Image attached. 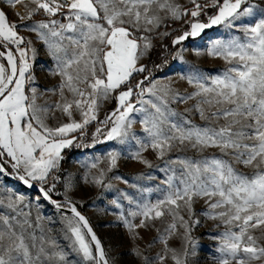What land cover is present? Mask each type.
Returning a JSON list of instances; mask_svg holds the SVG:
<instances>
[{
    "label": "snow or ice",
    "instance_id": "1",
    "mask_svg": "<svg viewBox=\"0 0 264 264\" xmlns=\"http://www.w3.org/2000/svg\"><path fill=\"white\" fill-rule=\"evenodd\" d=\"M0 3L13 9L23 4L26 10L16 13L21 21L17 24L0 8V174H6L7 163L13 170L11 175L29 187L33 181L37 182L44 198L57 209L65 207L49 195L55 183L48 190L44 186L50 177L58 179L51 174L59 168L62 150L73 144L75 137L69 139V134L78 130L83 133L90 122L97 120L102 102L114 98L116 108L100 122L112 125L106 139L126 137L135 123L131 113L145 114L140 123L148 134V142H138L139 151L132 155L133 159L151 167L142 152L151 148L162 158L177 144H188L200 152L215 148L220 153L197 162L180 160L185 178L177 186L173 177H169L168 190L162 199L131 212L133 219L142 217L139 224L122 212L118 216L133 239L139 235L137 229L148 227L149 221L161 219L166 213L172 217L160 234L162 254L157 253L151 259L165 264L170 255L174 264H187L188 246L194 244L191 231L200 222L193 219V203L195 199H204L205 215L225 226L217 237L218 264H264V8L248 0H210L203 5L190 0L192 9L182 8L175 0H28V3L0 0ZM208 7L216 9V14L208 17V23L189 22L190 31L172 42L178 45L214 25L235 29L242 36L217 40L208 52L223 59L228 67L212 77H205L198 69L182 76L195 89L185 95L159 81H149L145 87L147 75L133 85L136 75L147 71V65L141 61L153 48L154 35H171L158 32L162 26L166 27L165 21L189 15L195 19ZM40 13L48 19L24 23ZM58 16L66 22L57 19ZM245 18L251 19L244 22ZM21 27L36 33L55 63L51 74L59 76L60 81L55 88L46 90L59 95L55 102L38 103L44 93H38L32 86L36 79L32 72L36 49L33 41L17 30ZM145 93L152 98L142 99ZM134 96L140 98L139 109L132 103ZM170 99L180 103L196 100L185 112L195 111L206 122L205 126L182 117L175 119L180 114L169 109ZM73 109L80 113V121L73 118ZM57 111L66 115L69 122L49 127L46 121ZM96 132L100 133L101 128L97 127ZM119 157L120 153L115 151L108 154L109 171L117 166ZM237 165L251 172L246 173ZM104 175L105 170L101 169L93 182L102 184ZM67 187L70 185L66 191ZM65 202L72 214L63 217L71 253L81 258L80 264H109L105 248L88 219L67 195ZM23 205L22 195L6 190L0 196V264H77L69 259L70 252L49 235L50 230L46 231L39 223L41 217L37 216L33 224ZM182 207L187 210L188 219L181 214ZM178 225L184 230L182 251L168 244ZM133 252L142 258L143 264H151V259L139 249Z\"/></svg>",
    "mask_w": 264,
    "mask_h": 264
},
{
    "label": "rangeland",
    "instance_id": "2",
    "mask_svg": "<svg viewBox=\"0 0 264 264\" xmlns=\"http://www.w3.org/2000/svg\"><path fill=\"white\" fill-rule=\"evenodd\" d=\"M24 2L28 3V0H24ZM175 2L181 5L182 8H193L190 0H175ZM198 2L203 5L210 3V0H198ZM248 3L264 8V4L259 3V0H248ZM0 8H3L8 14L10 21L17 24H20L21 21L16 13L26 11L23 4H18L13 9L6 3H0ZM208 8L203 9L200 16L195 19L200 20L207 17L206 20H208V17L212 16L208 13ZM56 18L63 21V17L58 16ZM47 19L48 17L40 13L33 16L32 20H26L24 23L32 24L33 21ZM249 19L251 18H245L244 22ZM189 22H193L190 15L181 20L168 19L165 21L166 27L162 26L158 29V32L179 35L181 32L190 31ZM17 30L21 35L30 38L36 49V58L32 68L36 79L32 86L38 89V93H44L43 96L39 97L38 103H44L45 101L52 103L59 100L58 94L54 95L50 91L46 92L48 89L55 88L60 81L59 76L51 74L55 63L49 55L47 47L37 39L36 33L31 32L28 28L21 27ZM234 36H242V33L221 24L204 29L198 36L188 37L175 50L170 65L161 73L151 77L149 81L170 84L173 90L179 92L180 95L193 92L194 87L187 82V79L181 77L190 75L194 69H198L205 77L221 74L228 65L223 59L209 55V49L215 41L228 40ZM165 37L154 35L153 46L155 39L161 41ZM151 51L143 58L141 63H146ZM197 52L201 54L197 55ZM149 81L145 87L149 86ZM68 98L71 99L70 94ZM150 98L152 97L145 93L142 99L147 100ZM113 99L110 97L102 102L97 119L105 114L109 105L113 103ZM138 99L140 98L137 97V101ZM137 101L132 103L139 109L141 105ZM196 102V100H189L187 103H180L170 99L168 107L180 114L175 119H181L182 117L190 120L195 125L205 126L206 122L201 120L195 111L185 112V109H191ZM149 111H151L150 108ZM144 115L142 111L131 113L130 118L135 120V123L132 124L126 137L106 139L101 146L72 153L66 161V167L62 170L58 168L51 174L56 177L57 174L63 173L62 178L58 177L57 180H52L50 177L48 183L44 186L48 190L49 185L55 183V189L50 191L49 194L52 197L64 200L65 195H67L88 216L103 243L110 264H143L142 258L137 257L133 249H139L143 255L148 256L150 259L155 257L157 253L162 254L164 245L160 240V234L172 222L170 215L166 213L161 219L149 221L148 227L137 229L139 235L135 239H133L132 233L128 231L123 222L118 220V216L122 212L135 224H139L142 217L137 216L133 219L130 213L139 211V206L145 203H155L158 199H162L168 190L166 181L169 177H173V184L177 186L185 178V170L183 165L179 163L180 160L197 162L213 155H220L215 148L200 152L188 144L183 146L177 144L162 158L151 148L142 152V156L151 162V167L138 159H133L132 155L139 151L138 142H148V134L144 131V125L140 123ZM73 118L77 121L81 120L80 113L75 109H73ZM66 122H69V118L59 111L54 116H49L46 121L49 127H57L59 124ZM113 151L120 153V157L117 166L109 171L108 154ZM93 163L98 166L91 168L90 165ZM237 167H240L246 173L251 172V169L243 168L240 165H237ZM101 169L105 170L103 183L96 184L93 182V178L99 176ZM68 185L70 187H67L66 191ZM6 190L22 195L24 197L23 210L30 212L33 224L35 225L37 216L41 217L39 223L46 231L50 230L49 235L56 238L65 251L70 252L69 259L80 264L81 258L75 253H71L70 241L64 235L63 217L72 214L55 208L40 193L24 188L0 174V196H3ZM114 201L120 205L119 208L113 203ZM193 209L195 212L193 219H198L200 222L191 231L194 244L188 246L187 264H218L220 253L217 237L225 231V226L221 221L211 219L205 215L207 204L204 199H195ZM181 214L184 215L185 219H188L187 210L183 207ZM157 229L160 231L158 232ZM37 231L39 230L37 229ZM183 231V228L178 225L177 233L168 242L169 247L175 248L177 251L183 250ZM151 264H158V262L151 259ZM165 264H174L170 255Z\"/></svg>",
    "mask_w": 264,
    "mask_h": 264
},
{
    "label": "trees",
    "instance_id": "3",
    "mask_svg": "<svg viewBox=\"0 0 264 264\" xmlns=\"http://www.w3.org/2000/svg\"><path fill=\"white\" fill-rule=\"evenodd\" d=\"M259 3L264 4V0H259ZM208 13L210 15L216 14V9L209 7ZM207 17L202 18L200 20H196L192 18L193 22H200V23H208V20H206ZM188 31V30H187ZM184 32H181L179 35H182ZM171 33V35L166 36L163 40L158 41L155 39L154 46L152 48V51L150 53L149 59L146 61L145 65H147V71L145 73H141L136 75L135 79L132 81L133 85L135 84L136 80H143L144 77L147 75L148 80L145 81L144 86L148 84L149 79L153 77L154 75H157L161 73L164 69L167 68V66L170 65L174 52L177 49V47L181 44L174 45L173 40L179 36ZM137 97H133L132 102H136ZM117 105V101L113 99V103L109 105L108 109L106 110L105 114L98 118L96 121L90 122L86 128L83 130V133L81 131H76L74 133L69 134L68 138L71 139L75 137L73 140V144L65 149L62 150L61 156L62 159L59 164V169L62 170L66 167V161L70 157L72 153H76L80 150L89 149L91 147H97L101 146L105 143L106 140V133L111 127V123L108 125H104L100 123L104 120L105 116L111 113ZM97 127L101 128V132L97 133L96 129ZM7 158H5L6 161ZM6 168L9 171H13L7 163H5ZM62 174H57L56 177L62 178ZM55 199H59L58 197H53ZM64 200V199H59Z\"/></svg>",
    "mask_w": 264,
    "mask_h": 264
},
{
    "label": "water",
    "instance_id": "4",
    "mask_svg": "<svg viewBox=\"0 0 264 264\" xmlns=\"http://www.w3.org/2000/svg\"><path fill=\"white\" fill-rule=\"evenodd\" d=\"M5 168H6V166H5ZM12 172H13V171H9V170L6 168V174H3V175L6 176L8 179H10V180H12V181H14V182L20 184V185L23 186L24 188L30 189V190H32L33 192H38V193H40V194L42 195V197L44 198L43 194L40 192V186H39V184H38L37 182L33 181V182H32V187H29L28 185L24 184L23 181H21V180H19L18 178H16L15 175H11ZM45 190H46V189H45ZM49 195H50V194H49ZM50 196H51V195H50ZM51 197H52V196H51ZM44 199H45L48 203H50L52 206L55 207V205H53L49 200H47L46 198H44ZM52 200H56L57 202L61 203L62 205H65V207H63V208H61V209H59V210L71 214V212H70V211L67 209V207H66V202H65V200H59V199H55V198H53V197H52ZM76 206H77V205H76ZM55 208H56V207H55ZM77 210L80 211L81 214L84 215V216L88 219V221H89V223H90V225H91L93 231L96 233L97 237L99 238V236H98L97 232L95 231V229H94V227H93L91 221L89 220L88 216H87L85 213H83V212L80 210V208H79L78 206H77ZM99 239H100V238H99ZM100 240H101V239H100ZM101 243H102V241H101ZM102 244H103V243H102ZM109 264H110V263H109Z\"/></svg>",
    "mask_w": 264,
    "mask_h": 264
},
{
    "label": "bare ground",
    "instance_id": "5",
    "mask_svg": "<svg viewBox=\"0 0 264 264\" xmlns=\"http://www.w3.org/2000/svg\"><path fill=\"white\" fill-rule=\"evenodd\" d=\"M21 10H22V9H21ZM21 10H20V11H21Z\"/></svg>",
    "mask_w": 264,
    "mask_h": 264
}]
</instances>
